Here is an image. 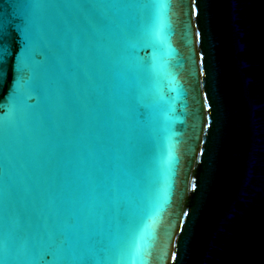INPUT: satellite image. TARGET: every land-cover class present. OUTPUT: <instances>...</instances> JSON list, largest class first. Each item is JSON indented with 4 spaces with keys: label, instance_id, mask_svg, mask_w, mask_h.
<instances>
[{
    "label": "water",
    "instance_id": "obj_1",
    "mask_svg": "<svg viewBox=\"0 0 264 264\" xmlns=\"http://www.w3.org/2000/svg\"><path fill=\"white\" fill-rule=\"evenodd\" d=\"M0 264H264V0H0Z\"/></svg>",
    "mask_w": 264,
    "mask_h": 264
}]
</instances>
